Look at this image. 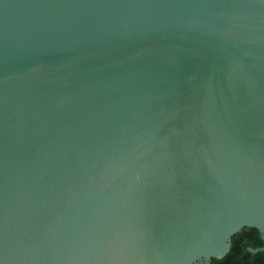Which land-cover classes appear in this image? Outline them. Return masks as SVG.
I'll return each instance as SVG.
<instances>
[{
  "label": "water",
  "instance_id": "1",
  "mask_svg": "<svg viewBox=\"0 0 264 264\" xmlns=\"http://www.w3.org/2000/svg\"><path fill=\"white\" fill-rule=\"evenodd\" d=\"M264 252V0H0V264Z\"/></svg>",
  "mask_w": 264,
  "mask_h": 264
},
{
  "label": "trees",
  "instance_id": "2",
  "mask_svg": "<svg viewBox=\"0 0 264 264\" xmlns=\"http://www.w3.org/2000/svg\"><path fill=\"white\" fill-rule=\"evenodd\" d=\"M261 246L262 242L254 229H242L231 237L226 255L219 260H210L208 264H264V252L248 251Z\"/></svg>",
  "mask_w": 264,
  "mask_h": 264
}]
</instances>
